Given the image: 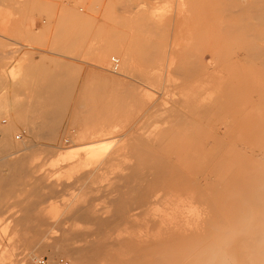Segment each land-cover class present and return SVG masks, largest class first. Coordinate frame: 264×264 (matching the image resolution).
<instances>
[{"label": "rangeland", "instance_id": "1", "mask_svg": "<svg viewBox=\"0 0 264 264\" xmlns=\"http://www.w3.org/2000/svg\"><path fill=\"white\" fill-rule=\"evenodd\" d=\"M108 52L129 56L125 69L131 66L130 72L123 68L124 76L114 77L111 71L118 68ZM5 91L10 109L0 122L28 129L47 120L41 112L57 107L70 133L62 136V146L74 155L70 159L90 154L93 144L103 142V158L121 155L94 168L84 163L71 167L68 159L56 162L48 173L43 163L56 152L44 148L43 135L31 150H0V160L8 163L36 155L23 159L26 172L0 167L10 169L7 177L12 179L0 182V230L12 227L14 219H24L20 223L27 228L15 232L19 241L6 264H22L17 259L24 254L48 262L49 250H40L43 242L56 244L58 253L51 260L58 264L68 262L66 253L72 250L74 256L76 248L91 244H100L103 254L93 260L79 257L72 264H138V234L131 218L139 206V172L148 169L156 152L176 153L207 138L211 152L203 162L213 164L217 173L226 172L219 188H226L225 194L231 188L234 195L218 192L207 200L213 202L211 208L203 207L199 236L159 244L156 250L175 258L185 253L177 264H185L188 257H205L201 264H223L216 263L218 256L228 254L216 245L224 239L213 223L217 195L225 197L227 214L235 212L236 203L239 208L231 235L236 250L231 248L229 264H264L262 193L257 194L258 206L254 203L261 221L235 195L258 187L264 177V0H0V94ZM184 93L193 99L188 95L186 101ZM170 106L169 112L163 110ZM121 145L126 149L119 150ZM193 169L185 167V175ZM100 174L106 178L97 179ZM238 226L251 229L238 231ZM246 249H251L249 258Z\"/></svg>", "mask_w": 264, "mask_h": 264}, {"label": "bare ground", "instance_id": "2", "mask_svg": "<svg viewBox=\"0 0 264 264\" xmlns=\"http://www.w3.org/2000/svg\"><path fill=\"white\" fill-rule=\"evenodd\" d=\"M126 12H127V10H126ZM130 15H131V13H130ZM192 46H194V44ZM109 51H111V50H109ZM120 51H121V49H119V52ZM119 52H108L109 61L110 60L112 61V63L114 64L116 69L118 68L116 71H113V72L111 70H109V71H111V74L114 77L124 76L125 73H123L124 71L122 69L124 68V70L126 72V70L129 71L130 70L129 68L131 67V66H129L127 69H125L126 66L129 65V63H130L129 62L130 57L128 56V58H127L126 55L124 54L127 51L125 50V52H123V54H124L123 56ZM111 61H110V63H111ZM104 62H105V58L100 63V65L103 69H104V65H103ZM131 63H133V60ZM160 64H162V63H160ZM158 66H159V64H158ZM155 67H157V66H155ZM168 68H171V67L169 66ZM172 68H171V70H172ZM159 71H162V69ZM181 72H182V70H181ZM114 77H111L113 81L116 80V79H114ZM158 77H159V75H158ZM155 79H156V77H155ZM191 79H192V77H191ZM158 80H161V79H158ZM146 83H148V82H146ZM152 85H153V87H155L154 83ZM185 93H184L183 97L187 94V93L186 94ZM188 95L190 97V94H188ZM188 95H186L184 97V99H186V97L189 98ZM193 95L194 94H192V96ZM8 98L9 97H8V94L6 93V91L1 92V94H0V117H3V115H5L4 110L8 108V104L10 105V103H8V102H10ZM191 98L192 97H190L189 99H191ZM208 98H210V97H208ZM28 101H30V100H28ZM186 101H188V99H186ZM185 102H184V105H185ZM194 102H195V99H194V101H192V104ZM11 104H12V102H11ZM186 104H187V102H186ZM190 104L191 103L189 101V103L187 105L191 106ZM164 106L166 107V105H164ZM189 106H187V107L189 108ZM27 107L33 108L34 105L29 104ZM81 107H83V106H81ZM171 107L172 106H170V108H166V109L164 108L163 110L164 111L166 110L169 112L172 109ZM9 109H7V110H9ZM51 109H49L47 113H43V112L40 113V114H43L45 116V118L47 119L46 121H44L40 124L41 127L38 124L36 126H30L28 129H22V128H20V126H17L16 123L12 124V123H8V122L7 123L6 122H0V150L7 151V152H18V151L31 150L37 146L38 140L40 139L38 137V135H43L44 137L41 138V140L45 141V144H44L45 147L44 148L47 149L48 151H55L56 152L54 155H51L52 159L50 158L49 160H46L43 163V165L48 166V170H47L48 173L52 172V168L56 164V162H61L64 160L68 161V159H70L71 157L73 158L74 155L68 153L67 149L69 147L62 146V144L66 140V138L62 139V136L64 134H66L67 136H70L69 131L66 129V124L59 120V116H60L59 112H62V111L61 110L58 111L57 107L51 108ZM191 111L192 110L188 109L187 113H191ZM34 115H35L34 112L33 113L30 112V114H29V116H34ZM6 116H7V114H6ZM190 137H191V134H190ZM184 138L185 137H183V139ZM186 138H187V136H186ZM212 138H215V136H213ZM69 140L73 141V138L70 137ZM206 140H207L206 143L199 141L193 148L184 147L183 150L176 151V153L175 152H168V153L156 152L155 154H153L150 157L151 161H150V165L148 166V169L145 171L139 172V177H137L138 179H136V180H138V182L136 184V188L139 190L138 194H137V196H138L137 200H139V206L137 207V205L135 204V206L138 209L136 210V212H134L135 213L134 217L131 218L132 224L136 228L135 229L136 234H138L139 248L137 250L138 254L136 255V257L138 259V264H171L172 262L177 264V262L180 259H182V256L185 253L184 254L183 253L178 254V255L181 254L180 259H179L180 256L178 258H175L176 256L170 257L169 255H167V253H163L162 251L159 252V250H156V246L159 244H163V243L168 244L170 242H174V241H177L179 239H183V240L187 241L191 238L199 236L200 232L198 231L199 227L197 225H198L199 219L202 216L204 205H208L211 208V203L213 201L211 200V202H210L207 200L212 199V195H213V200H214L215 194H217L218 192L223 193V191L226 189L225 188L226 183L224 184L225 187L222 186L223 188H225L224 190L221 191L222 188L221 189L219 188V186H220L219 183H220V181H222L224 179V175L226 174V172H223V170H219L217 173L215 170L216 168H213V164H210V162H203L204 160L207 161L206 158L210 156L209 153L211 152V147H210L211 142L209 141L208 138ZM191 141H192V139H191ZM181 142H183V140H181ZM105 143L103 142L102 146L100 144H98L100 146H98L97 144H93L90 149L88 148L89 147L88 145H87L88 147L83 145V146L87 147L89 150H91L90 154H89V151L86 150V148L84 147L85 150L84 149L83 150L86 152L88 151V154L76 158L77 160L73 159L75 161L70 159L72 161L66 162L67 165H71V167H73V166H77V165H83V163H84V164H89V165H91V167L94 168V167H97V165H101V164H104L106 162H112V161H115L116 159H118L119 156H121V155H117V154L116 155H106L103 158V156L105 155V154H103V152H106L105 148L107 147V146L106 147L104 146ZM151 148L155 149L153 147H151ZM120 149L121 150L126 149V145H121L119 147V150ZM80 151H82V150H80ZM7 155H2V157H6ZM32 156L36 157V155H29L27 157L24 156V157H20V158L16 159V161H12L10 163H8L7 161H4V160H0V167H8V166L11 167L12 166V167H16V168L20 169V171H22V172H26L28 165L25 162V160H23V159L30 158ZM201 161H202V164L201 165L198 164ZM60 164H62V163H60ZM63 164H64V162H63ZM250 165H251V163H250ZM250 165H248V166H250ZM189 166H192V168H194V169L191 171L190 174L185 175V167L188 168ZM241 166H243L242 163H241ZM61 167H63V166H61ZM5 169L6 170L0 169V174L3 175L2 177H0L1 184L3 183V181H5L6 183H7V181H9V183H10L12 180L11 178H8L10 176L7 177V173L10 171V169L9 170H7L8 168H5ZM10 173H11V171H10ZM47 176H46V179H49V177H47ZM236 176H237V174H236ZM81 178H76V181H78ZM98 178L104 179V178H106V174H100L97 176V179ZM256 179H259V178H257V176H256ZM214 182H216V184H215L216 187L214 185L212 186V184ZM228 182L233 185L232 180L231 181L228 180ZM236 182H238V181H236ZM244 183H246V182L244 181ZM258 183H259V180H258ZM44 185H42V186L39 185V186L41 188H43V187L45 188L46 186H44ZM247 186H249V184ZM229 187H230V185L228 186V188ZM230 189L226 190V194L223 193L226 197H230V196L234 195V192L231 191ZM215 191H216V193H215ZM221 193H219V194H221ZM260 193H262V198H264V177L260 179V185L258 187L256 185L253 188H249V189L246 188L245 191L237 190L235 195L238 196L240 199H244V202H245L246 208H247V213L249 212L250 214H253L254 212L257 211L256 207L258 205L256 203V198H257V194H260ZM217 195H216V218L213 219V223H214V227L216 228V234H217V232L219 235H220V233H222L224 239L217 240L218 243H216V245H218V247L222 251H227L228 254H226V256H227L226 258L223 256H218L219 258H216V263H219V262L222 263L223 262V264H229V263H232V261H233L231 255H230V251H231L232 247L234 248L233 245L235 244L233 242V245H232V241H231V235H232V232L234 230V224H235L234 223V220H235L234 215H235V218L237 217V219H238L239 213L236 215L235 212H237L239 210V208H238V205L236 203L234 206L235 212L232 209L231 212L227 214L225 212V207L227 205V203H225L226 202L225 197L224 196L221 197V196H217ZM203 196H205L207 199ZM254 203H256L257 206ZM131 208H133L131 211H133L135 209L134 207H131ZM76 211H77V213L79 212V210H76ZM85 212H86V210H85ZM82 213L80 210V214H82ZM255 217L256 218L259 217L258 212L255 213ZM255 217H252V219L255 220ZM261 217H259L258 219H260ZM12 221H13L12 227L8 226V225H10V224H8L5 227H3V230H0V264H6V261L10 256V250L17 247V242L19 241V238H18L19 236H17V234L15 232L27 229L25 227L26 226L25 224L20 223V222H23L24 219H14ZM260 221H261V219H260ZM43 223H45V222H43ZM98 224H96V225L98 226ZM74 225H76V224H74ZM211 226L213 227V224H211ZM250 229H251L250 227L249 228L245 227V229L242 226L236 227V230H238V231H243V230L250 231ZM262 229H264V228H262ZM69 232L70 231H68V234H69ZM71 233L73 235V232H71ZM92 233H94V232H92ZM235 234H239V233H235ZM81 235H82V233H81ZM43 236H48V235H43ZM68 236H64V238L68 237ZM87 236L90 237V235H88V234H87ZM241 236L242 235L238 236V239ZM72 237L74 238V235ZM249 237H251V236H249ZM64 238H62L61 240L63 241ZM92 238L93 237L91 236V239H90L91 241L93 240ZM255 240H258V236H257V238H255ZM82 241H84V240L82 239ZM82 241H80V242H82ZM92 242H94V241H92ZM77 243H79V242H77ZM89 244H91V242ZM236 244H240V243L237 242ZM55 245L56 244L54 242L51 244L43 242L41 247H40V250H49L48 253L50 255V258H49L48 262H46V264H58L56 261L51 260L52 256L56 255L58 253V249L56 248ZM84 246L85 245H83V248H84ZM241 246L242 245H240V247ZM87 247L88 248L85 247L86 249L85 248L84 249H77L76 248V250H74V252H73V254H75L74 255L75 257L71 256L72 250H71V252L66 253V256L68 259V260L66 259L68 261V262H66V264H72L74 260L76 262H78L79 257L83 258V259L86 258L87 260L88 259L93 260L95 258V256L97 257L100 254H103V249H102L100 244L99 245L98 244L97 245L91 244ZM236 248H238V246H236ZM71 249H73V247H71ZM248 249H246V252L245 251L244 252H245V254L247 253L246 256H248V258H249V254H251L250 253L251 249H250V251ZM233 250L235 251L236 249L234 248ZM237 250H238L237 252L241 251L239 248ZM253 250H254V248L252 249V254L254 253V255H255V250L254 251ZM231 252H233V251H231ZM239 254H240V252H239ZM252 256L250 257L251 259L253 258ZM239 257H241V255H239ZM243 257H241V258H243ZM235 258H236V256H235ZM39 259L40 258H38L37 254H33V255L24 254L21 257V260L20 259H17V260L21 261L22 264H37ZM184 260H185V264H201V262L207 261V259L205 257H200V258L188 257L187 259H184ZM242 262H245V257L243 258ZM7 263H9V262H7ZM245 263H243V264H245ZM238 264H239V261H238ZM259 264H260V262H259Z\"/></svg>", "mask_w": 264, "mask_h": 264}, {"label": "built area", "instance_id": "3", "mask_svg": "<svg viewBox=\"0 0 264 264\" xmlns=\"http://www.w3.org/2000/svg\"><path fill=\"white\" fill-rule=\"evenodd\" d=\"M46 259L42 258L40 260H38L37 264H46Z\"/></svg>", "mask_w": 264, "mask_h": 264}]
</instances>
